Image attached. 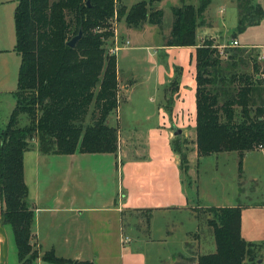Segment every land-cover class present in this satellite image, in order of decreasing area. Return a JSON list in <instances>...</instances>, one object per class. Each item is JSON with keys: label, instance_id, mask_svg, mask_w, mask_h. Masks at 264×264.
I'll use <instances>...</instances> for the list:
<instances>
[{"label": "trees", "instance_id": "16d2710c", "mask_svg": "<svg viewBox=\"0 0 264 264\" xmlns=\"http://www.w3.org/2000/svg\"><path fill=\"white\" fill-rule=\"evenodd\" d=\"M156 1L160 0H136L127 7L119 0H17L14 49L20 64L14 105L5 125H0V209L12 230L18 264H33L40 256L39 248L31 244L34 214L27 201L24 153L35 147L43 154L117 151L118 129L108 125L107 117L118 105V68L106 43L113 37L112 25L121 19L129 27L160 26L163 11L153 6ZM187 1L171 8L173 20L164 45L195 46L196 150L199 156L237 151L241 173L244 153L264 150V106L258 97L263 81L259 73L222 69L221 55L228 50H218L212 39L196 46V28L205 23L204 11L211 0ZM236 6L233 37L264 17V0H236ZM79 33L75 44L68 45ZM230 51V66L235 68V54L243 50ZM22 115L27 118L24 125L19 124ZM173 146L186 170L187 155L178 136ZM241 209V205L198 209L216 248L199 254L197 264H257L262 258L264 241H247L241 235ZM40 257L56 264H94L57 256L53 249Z\"/></svg>", "mask_w": 264, "mask_h": 264}, {"label": "crops", "instance_id": "0c3cea01", "mask_svg": "<svg viewBox=\"0 0 264 264\" xmlns=\"http://www.w3.org/2000/svg\"><path fill=\"white\" fill-rule=\"evenodd\" d=\"M161 1L153 6L162 10ZM213 3L219 12H225L226 8L228 16L235 13L236 0H211L209 5ZM173 6L179 5L170 8ZM208 11L207 8L204 11L205 23L196 28V46L209 37L220 48L223 44L217 37L219 31L212 27L216 13L214 9ZM139 29L141 34L155 33L150 23H144ZM130 30L124 19L116 21L110 39L112 47H119L114 52L118 94H122L125 101L127 92L135 85L151 82L158 89L173 82V77H167L160 83L159 68L153 70L155 65H148L149 74H143L138 81L133 80L135 77L131 74L121 81L118 61L120 51L125 48L124 41H129ZM232 39L238 40V37ZM140 47L146 49L152 45ZM260 60L264 63V59ZM166 93L156 98V111L132 112L126 116L118 103L110 112L107 123L118 129L115 153L43 154L37 148L24 153L26 185L25 159L27 155L34 159L30 177L34 187L29 197L27 185V201L34 214L31 244L39 248L40 254L53 249L57 256L89 260L94 264H197L199 254L212 253L216 248L205 219L198 217V209L235 205L242 206V237L251 242L264 241V150L246 151L241 173L238 172L237 151L199 156L195 121L192 128L179 129L172 120L163 121L164 115L170 113L168 106L162 104L168 99ZM114 111L112 123L110 115ZM176 136L183 142L188 139L191 142L186 172L181 169L180 155L174 150ZM44 155L59 157L56 163L60 169L52 176L50 170L43 173L44 177L39 172V162ZM224 160L232 164L227 183H221L218 175L219 163ZM208 172L210 175L206 178ZM250 196L256 200L240 201ZM129 212L140 215L126 221ZM47 263L50 262L40 256L33 262ZM257 264H264V251Z\"/></svg>", "mask_w": 264, "mask_h": 264}, {"label": "rangeland", "instance_id": "374dc122", "mask_svg": "<svg viewBox=\"0 0 264 264\" xmlns=\"http://www.w3.org/2000/svg\"><path fill=\"white\" fill-rule=\"evenodd\" d=\"M135 1L136 0H122L123 4H125L126 6H130ZM188 1H193L194 4L198 3V0ZM16 4L17 0H0V124L2 126L7 122L11 109L14 105L12 92L16 89L17 74L20 64V56L14 49L15 27L13 13ZM180 4L181 3H179V0H162L160 2L159 5L163 10V20L160 26L152 24L155 27V33H152L153 31H146L141 34L139 31V27H131V30L128 33L129 41L126 44L124 41L123 46H125V48L120 51V59L118 61V64L120 65L121 81H124L126 75L128 74L133 75L135 77L133 78V76H131L133 80L135 79L138 81L143 74H149V71L146 70H149V67L147 68L148 65H155L153 67V70L155 71L157 70V68H159L160 83L164 82L167 77H173V82H171L168 87L158 86V89H156V87H153L154 84H152L151 82L142 85L140 84L137 86L135 85L127 92V101H125V98L122 94L121 96L119 94L118 103L121 106V112L127 116L132 112L143 114L145 112L156 111V98H161L162 92L164 95V93H166L167 91L168 93H166V97L168 99L165 100V102L162 101V104L168 106V111H170V113H166L164 115L163 121L169 122L170 120H172V122L175 124V127L178 129L183 127L192 128L195 121L194 48L189 46L164 45L165 39L170 33L169 31L171 29L173 20L172 10L170 7L172 5ZM227 4L229 6L230 2ZM213 9L216 13H214L216 15V21L212 19L214 21L212 22V27L218 29L219 33L217 34V37L218 40L223 44L220 46V48H218L217 46L216 47L221 51L228 50L227 53L221 55L220 65L222 66V69H229L228 73L235 72L237 74L246 73L253 75L259 73L258 78L263 81V79L260 77V74H264V63L260 60V55L262 52H264V18L260 21L259 24L247 26L243 32L237 34L240 44L239 46H244L238 48L229 44L232 41V35L235 32L237 26V7L235 6V13L231 17L228 16V10H226V8L225 12H219V8L215 6V3L207 7V10L209 11ZM112 26L114 33L115 24H113ZM210 39L211 38L209 37L204 38L203 41L198 44V46L206 43ZM141 45H152V47L145 49L141 48ZM155 45H158V47H156ZM106 46L108 50L112 48L110 39L107 40ZM234 48H236L237 50H243V53L235 54V68L230 66L233 59H230L229 57V54L231 53L230 50H234ZM254 60L257 62V68L255 70L253 68ZM262 83L263 85H260V87L263 88V90H261V96L258 97H262L264 106V81ZM260 101V99H255V103L257 104H260ZM255 106L256 105H253V110ZM237 110H239V108ZM114 118L115 111L110 115V122L114 123ZM26 123V116H20L19 124L24 125ZM179 143L182 149H185L184 151L187 155L188 150L191 147L190 140L188 139L187 141L183 142L180 137ZM58 158V155H44L41 157L39 162V172L41 174V177H44L43 173L46 170H50L52 176L55 174V171L58 168L60 169V167L56 163ZM187 168L186 170L182 168V170L186 172ZM231 168L232 164L230 160H224L219 163L218 175L221 183L229 182ZM25 170L30 197V194L33 192L34 187V184L30 178L34 171V159L32 161V157H30V155L26 156ZM209 175L210 174L208 172L206 178H209ZM250 199L251 196L247 199L241 198L240 201L242 203H249L256 200ZM139 215L133 212H129L127 214L126 221H131V217ZM4 226L8 236L7 264H18L17 249L11 227L9 224H4Z\"/></svg>", "mask_w": 264, "mask_h": 264}, {"label": "water", "instance_id": "95a60500", "mask_svg": "<svg viewBox=\"0 0 264 264\" xmlns=\"http://www.w3.org/2000/svg\"><path fill=\"white\" fill-rule=\"evenodd\" d=\"M81 33L74 36L70 41H68V45L73 46L76 40L80 37ZM180 131L178 130L177 133ZM8 257V236L4 226V222L1 215L0 209V264H7Z\"/></svg>", "mask_w": 264, "mask_h": 264}, {"label": "built area", "instance_id": "2783aa9c", "mask_svg": "<svg viewBox=\"0 0 264 264\" xmlns=\"http://www.w3.org/2000/svg\"><path fill=\"white\" fill-rule=\"evenodd\" d=\"M126 43H128V41H125V44H126ZM230 44H231V46H234V47H238V46L240 45L237 39H232V41H231ZM118 48H119V47H117V46L112 47V48H110V52H111V53H114ZM260 58L264 59V52L261 53ZM260 77H261V78L263 79V81H264V74H260ZM260 149H262V148H260ZM125 240H127V238H125Z\"/></svg>", "mask_w": 264, "mask_h": 264}]
</instances>
